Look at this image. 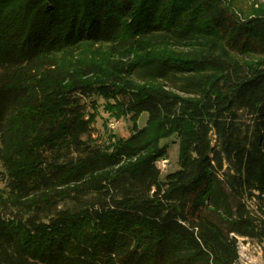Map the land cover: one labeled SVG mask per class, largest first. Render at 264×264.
Wrapping results in <instances>:
<instances>
[{"label":"trees","instance_id":"trees-1","mask_svg":"<svg viewBox=\"0 0 264 264\" xmlns=\"http://www.w3.org/2000/svg\"><path fill=\"white\" fill-rule=\"evenodd\" d=\"M0 165V264L264 260V0H0Z\"/></svg>","mask_w":264,"mask_h":264},{"label":"rangeland","instance_id":"rangeland-1","mask_svg":"<svg viewBox=\"0 0 264 264\" xmlns=\"http://www.w3.org/2000/svg\"><path fill=\"white\" fill-rule=\"evenodd\" d=\"M99 117L95 124L97 131L102 135H112L116 138L127 137L132 132L133 121L130 117H122L116 119L111 117L104 108V99H99ZM148 119V113L144 112L139 115L136 123L137 127H142L146 124ZM114 123L115 128H112ZM166 141V140H164ZM163 141V142H164ZM168 146V165L162 169V175L165 176L166 173L176 170L178 168L179 159V142L175 138H170L167 140ZM2 170L0 165V171ZM3 187V183L0 181V188ZM238 249L240 253V264H264L263 260V247L256 240L249 238L239 237L238 239Z\"/></svg>","mask_w":264,"mask_h":264},{"label":"built area","instance_id":"built-area-1","mask_svg":"<svg viewBox=\"0 0 264 264\" xmlns=\"http://www.w3.org/2000/svg\"><path fill=\"white\" fill-rule=\"evenodd\" d=\"M112 128H115L114 123L112 124ZM169 163V159L168 158H164L159 162V165L162 169H164Z\"/></svg>","mask_w":264,"mask_h":264}]
</instances>
